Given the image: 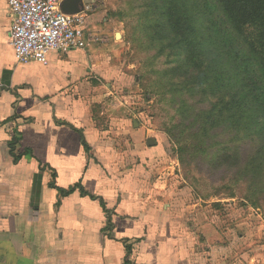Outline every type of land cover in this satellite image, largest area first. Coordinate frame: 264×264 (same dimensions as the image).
Returning <instances> with one entry per match:
<instances>
[{
  "label": "crops",
  "instance_id": "1",
  "mask_svg": "<svg viewBox=\"0 0 264 264\" xmlns=\"http://www.w3.org/2000/svg\"><path fill=\"white\" fill-rule=\"evenodd\" d=\"M102 1L87 21L90 48L53 53L42 66L17 64L13 18L8 0H0V264H260L261 248L247 246L241 233L244 244H235V230L222 232L212 212L192 211L183 201L182 209H170L173 185L150 179L148 164L124 169L103 161L104 135L128 130L108 132L92 112L90 98L104 86L100 79L115 73L127 52L119 22ZM93 2L69 8L79 11ZM115 86L106 84L108 91ZM139 130L128 132L134 145ZM148 146L145 155L152 157L156 149ZM12 148L17 156L26 150L32 155L16 163ZM120 167L126 174L115 177ZM52 182L62 189L80 184L102 198L113 227L98 200L79 190L60 198Z\"/></svg>",
  "mask_w": 264,
  "mask_h": 264
},
{
  "label": "rangeland",
  "instance_id": "2",
  "mask_svg": "<svg viewBox=\"0 0 264 264\" xmlns=\"http://www.w3.org/2000/svg\"><path fill=\"white\" fill-rule=\"evenodd\" d=\"M175 1L174 4L185 16L193 12L198 29L204 30L207 38L210 36L214 40L211 41L213 42L211 45L205 47V57L214 61L217 67L222 66L224 56L230 52L233 45L224 44V33L220 35L217 32L220 30L219 27L221 30L224 29L225 18L221 10L217 9L216 1ZM104 2L111 15L119 22L127 52L115 66V73L108 78L100 79L104 86L101 92H95L94 97L90 98L92 112L98 127L108 132L128 131H125V134L104 135L100 142L108 145L105 150H100L103 161L114 168L124 166V169L130 164L144 165L142 168L148 164L146 171L150 173V179L165 181L164 178H167L173 185L174 198L168 199L170 209H182L179 201H183L184 205L192 207L190 209L192 211L212 212L210 216L219 218L222 232L226 234V228L235 230V244L238 242L244 244L243 237L239 236L241 233L247 238V246H252L253 249L261 248L258 251L263 257L262 181H237L234 176L236 171L230 168L219 170L211 168L203 152L196 157L193 152L182 155L180 151L176 140L178 136H191L190 138L194 139L196 134H192L194 129L188 122L180 129L173 127L174 124L171 122L175 117L179 118L174 110L175 105L171 106L170 100L166 101L167 99L160 96L162 94L157 90L159 78L154 73L150 75L152 68L148 57H152L158 51L157 48H149L154 33L153 23L156 21L154 16L149 15L156 7L155 0H104ZM210 20L216 23V28L208 27ZM160 60L163 62L164 58ZM108 83L116 85L115 88L110 87L111 90L108 91L106 88ZM135 127L140 129V136H136L134 145L128 132ZM181 131L186 134H181ZM91 140L94 141L93 138ZM149 144L156 149L152 157L145 155ZM134 150L140 153L135 155ZM182 158H185V165L182 164ZM160 164L161 168L158 166ZM155 166L158 167L154 168ZM120 168L121 170L116 171L114 176L126 174L123 167ZM142 170L141 174H146V171ZM233 252L240 260L242 252L239 249ZM262 259L260 264H263Z\"/></svg>",
  "mask_w": 264,
  "mask_h": 264
},
{
  "label": "trees",
  "instance_id": "3",
  "mask_svg": "<svg viewBox=\"0 0 264 264\" xmlns=\"http://www.w3.org/2000/svg\"><path fill=\"white\" fill-rule=\"evenodd\" d=\"M215 1L225 18L224 29L219 27L217 32L224 33V44L233 45L223 65L217 67L205 57V47L214 40L198 29L193 12L185 16L175 0H155L156 7L149 15L156 20L149 48L158 51L148 57L150 75L159 78L160 96L175 105L179 118L173 119V127L180 129L188 122L194 129V139L185 135L176 139L182 155L193 152L199 157L203 152L211 168H230L236 171L237 181L261 180L264 186V0ZM209 22L208 27H217ZM15 145V141L11 143ZM13 155L17 163L32 154L26 150ZM181 161L185 165V158ZM50 186L60 198L79 190L82 196L98 200L108 216V226L113 227L102 198L92 196L80 184L69 189L59 188L55 182ZM127 252L131 255L132 249L128 247ZM126 264L131 263L126 260Z\"/></svg>",
  "mask_w": 264,
  "mask_h": 264
},
{
  "label": "built area",
  "instance_id": "4",
  "mask_svg": "<svg viewBox=\"0 0 264 264\" xmlns=\"http://www.w3.org/2000/svg\"><path fill=\"white\" fill-rule=\"evenodd\" d=\"M102 5V0H94L80 12L66 14L60 0H8L13 18L10 43L17 64L48 66L53 53L62 57L88 50L93 36L87 21Z\"/></svg>",
  "mask_w": 264,
  "mask_h": 264
},
{
  "label": "water",
  "instance_id": "5",
  "mask_svg": "<svg viewBox=\"0 0 264 264\" xmlns=\"http://www.w3.org/2000/svg\"><path fill=\"white\" fill-rule=\"evenodd\" d=\"M80 2H81V0H65V1H63L62 3H61V10L64 12V13H66V14H75V13H78V12H80L81 10H79V11H72L70 8H69V6L70 5H72V4H75V5H77V7L80 5ZM150 146L152 145V144H149Z\"/></svg>",
  "mask_w": 264,
  "mask_h": 264
}]
</instances>
